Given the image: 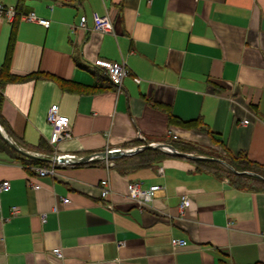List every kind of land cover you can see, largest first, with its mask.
Segmentation results:
<instances>
[{"label": "crops", "instance_id": "crops-1", "mask_svg": "<svg viewBox=\"0 0 264 264\" xmlns=\"http://www.w3.org/2000/svg\"><path fill=\"white\" fill-rule=\"evenodd\" d=\"M21 5L49 24L17 21L10 70L22 78L0 87L10 127L0 123V135L27 156L51 154L47 111L57 103L70 119L72 136L56 149L81 158L40 175L35 167L48 165L47 159L24 164L0 150V178L11 182L1 194L0 264H264V189L238 187L225 175L197 167L198 158H222L168 152L153 164L129 166V160L107 165L100 154L108 147L134 148L120 155L128 157L174 133L227 160L245 152L264 163V0H24ZM105 13L112 32L93 28L94 14ZM81 14L87 16L86 29L77 27ZM13 19L0 16V65ZM98 57L126 62L129 73L120 88L102 77L104 70L93 64ZM57 78L106 88L67 91ZM171 114L199 118L200 124L172 123ZM202 127L220 134L222 144ZM41 140L49 152L37 148ZM89 154L97 156L87 159ZM103 178L109 180L107 196L101 195ZM132 180L160 188L139 206L127 194ZM183 194L189 204L181 209ZM173 236L187 244L172 245ZM54 247H60L61 257L51 252Z\"/></svg>", "mask_w": 264, "mask_h": 264}, {"label": "built area", "instance_id": "built-area-1", "mask_svg": "<svg viewBox=\"0 0 264 264\" xmlns=\"http://www.w3.org/2000/svg\"><path fill=\"white\" fill-rule=\"evenodd\" d=\"M15 7L12 5H6L4 2L0 0V16H5L7 19H13L15 16ZM21 19L36 21L40 24L47 26L49 24V20L44 17H39L36 13L31 10L28 12H22L20 14ZM93 28L102 32H112L113 31V21L108 13L99 15L94 14L92 18ZM77 27L86 29L88 28V19L86 14H81L79 16V21ZM93 64L96 67H99L104 70V72L109 77L110 81L117 87L120 88L124 77L129 73V68L124 60H111L106 58L98 57L94 59ZM140 78L136 77V81H139ZM47 121L51 125V133L48 138V142L51 146H53V150L51 154H44L39 152H33L34 156L45 158L48 160V165L46 166H36L35 169L40 175L46 174H54L57 171L59 166L64 165H73L77 162L81 157L73 152H62L56 149L57 143L61 140L70 138L72 136L70 119L67 115L60 112L59 105L57 103H52L47 111ZM247 121V120H244ZM172 139H177L178 136L174 133L170 134ZM134 150V148H122V147H108L105 151H116V150ZM97 154H89L87 159H92L96 157ZM104 157L107 165H114V156H106ZM35 188L39 187V184H33ZM101 186V195L107 196L110 192L109 180L103 178L100 180ZM11 188V182L9 179L0 178V208H1V194L5 191H8ZM160 188L159 184H151L148 186H143L142 182L139 180L129 181L127 184V194L133 199L139 206H143L147 204L156 195V191ZM63 201H68L67 197L62 198ZM189 204V199L187 194L181 195L180 208L183 209ZM55 210L57 209L56 205L53 207ZM18 208L14 206L12 209V213H17ZM45 217V214L42 215ZM171 243L174 246H181L187 244V239L179 236H173L171 238ZM51 252H53L56 256L61 257L62 251L60 247L52 248Z\"/></svg>", "mask_w": 264, "mask_h": 264}, {"label": "trees", "instance_id": "trees-1", "mask_svg": "<svg viewBox=\"0 0 264 264\" xmlns=\"http://www.w3.org/2000/svg\"><path fill=\"white\" fill-rule=\"evenodd\" d=\"M23 1L24 0H17L14 6L16 13H15V16L12 22L11 33H10V37H9V41L7 45L5 59L3 63L0 65V87L7 81L22 78L11 72L10 59H11L13 45L15 41L17 21L20 17V14L23 12L21 9L22 7L21 4L23 3ZM105 74L102 73V77L106 79L108 78V80L110 81L107 74L106 75ZM57 81L60 87L63 90H67V91H71L74 89H82L85 91H95L98 89L106 88L105 84H102V85L93 84L91 86H86V85H82L77 82L64 79V78H57ZM111 84L113 83L111 82ZM107 87H110V86H107ZM2 101H3V93L2 91H0V123L8 131L10 128L9 124L7 123L6 119L2 115V111H1ZM169 119H170V122L172 123H177V124H180L186 127H197V125L200 124L199 118L190 119V120H180L176 116L171 114L169 116ZM201 129L205 130L206 128L202 127ZM206 130L214 142H218L222 144V139L220 137V134L214 131H211L210 129H206ZM135 142L136 144L141 143L140 140H137ZM170 143L175 148L181 151H192V149H196L195 147H197L196 144L192 142H188V141L180 140V139H171ZM37 148L43 149L48 152L51 150L48 143L43 140H41L37 144ZM0 150L6 151L9 154H11L13 157L20 159L21 162L24 164H29V163L43 164V161H44L41 158H35V157L25 155L24 153L19 151L14 145L9 143L8 140L3 138L1 135H0ZM167 155H169L168 152L163 151L158 147L147 146L131 156L115 157L114 162H115V165H118L120 164L119 163L120 161L129 160L128 161V164H130L129 166L150 165V164H153L159 161L160 159H162L163 157ZM196 162H197L198 168L203 167L219 175H222L220 171L221 169L226 171L227 172L226 176L238 187H244V188H250V189H264V163H259L252 159H249L245 152H239L236 155L230 156L227 163L232 168L225 166V164H222V162L216 159L198 158L196 159Z\"/></svg>", "mask_w": 264, "mask_h": 264}, {"label": "water", "instance_id": "water-1", "mask_svg": "<svg viewBox=\"0 0 264 264\" xmlns=\"http://www.w3.org/2000/svg\"><path fill=\"white\" fill-rule=\"evenodd\" d=\"M7 140L12 144L14 145L8 138ZM15 146V145H14ZM145 145H141L140 148L144 147ZM148 146H153V147H158V148H161L167 152H170V153H174V154H178V155H181V156H190V157H200V156H195L193 154H189V153H186V152H182V151H178L173 145L169 144V143H162V142H158V143H152V144H148ZM18 150L22 151L23 153H27L21 149H19L17 146H15ZM140 148H137V149H140ZM135 152V150H116V151H103V152H100V154L102 155H106V156H120L122 154H131Z\"/></svg>", "mask_w": 264, "mask_h": 264}, {"label": "rangeland", "instance_id": "rangeland-1", "mask_svg": "<svg viewBox=\"0 0 264 264\" xmlns=\"http://www.w3.org/2000/svg\"><path fill=\"white\" fill-rule=\"evenodd\" d=\"M169 141V142H168ZM170 141H171V139H167V140H165L164 142L165 143H169V144H171L170 143ZM172 145V144H171ZM196 146L197 147H195L196 149H192V152H195V153H197V154H204V155H213V156H216V157H218V158H222V164H225V166H227V167H230V168H232L231 166H229V164L227 163V157H226V154H224V153H219V154H217V153H215L214 151H212V150H209V149H205L204 147H202V146H200V145H197L196 144ZM221 161V160H220ZM221 171V174L222 175H225L226 176V174H227V172L226 171H224V170H220Z\"/></svg>", "mask_w": 264, "mask_h": 264}]
</instances>
